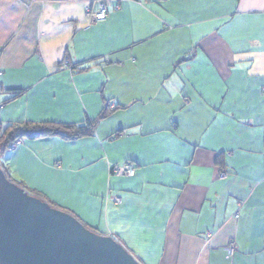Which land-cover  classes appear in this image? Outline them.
Returning a JSON list of instances; mask_svg holds the SVG:
<instances>
[{"label": "crops", "instance_id": "0c3cea01", "mask_svg": "<svg viewBox=\"0 0 264 264\" xmlns=\"http://www.w3.org/2000/svg\"><path fill=\"white\" fill-rule=\"evenodd\" d=\"M97 8L0 0L2 128L96 123L25 140L10 176L142 264H264V0H122L93 23Z\"/></svg>", "mask_w": 264, "mask_h": 264}, {"label": "water", "instance_id": "95a60500", "mask_svg": "<svg viewBox=\"0 0 264 264\" xmlns=\"http://www.w3.org/2000/svg\"><path fill=\"white\" fill-rule=\"evenodd\" d=\"M0 264L142 263L112 236L26 192L0 166Z\"/></svg>", "mask_w": 264, "mask_h": 264}, {"label": "trees", "instance_id": "16d2710c", "mask_svg": "<svg viewBox=\"0 0 264 264\" xmlns=\"http://www.w3.org/2000/svg\"><path fill=\"white\" fill-rule=\"evenodd\" d=\"M108 107L109 104H107L105 109L103 110L101 118H105L109 115ZM95 127V122H87L83 125L56 123H26L19 125H11L4 129L2 128L3 131L0 137V166L10 181L18 184L20 187L28 191V189L22 183L16 182L14 181V179H12V177L10 176V171L7 162H2L3 155L7 154L8 152H11L10 148L12 144H15L17 142L23 143L25 140H40L51 137H59L67 142L76 141L82 138L94 136ZM29 193L48 202L52 207L60 209L53 202L48 201L47 197H45L41 193L35 190H29Z\"/></svg>", "mask_w": 264, "mask_h": 264}, {"label": "built area", "instance_id": "2783aa9c", "mask_svg": "<svg viewBox=\"0 0 264 264\" xmlns=\"http://www.w3.org/2000/svg\"><path fill=\"white\" fill-rule=\"evenodd\" d=\"M122 0H98V8L97 10L94 9H89L87 11V16L89 17V19L93 22V23H103L105 21H107L108 17H109V6H113L115 9H119V4ZM132 1H136V2H143L145 0H132ZM1 72H0V78H1ZM3 88H2V84L0 81V93L2 92ZM1 105H0V111H1ZM2 126L0 123V137L2 135ZM126 132L123 131L121 133H117L115 135H113L112 139H116L118 136H123L125 135ZM21 143L17 142L15 144L11 145L10 151H13L18 145H20ZM112 171L116 176L119 177H135L136 173H137V168L135 166V164H133L132 162H124L122 164H114L112 166ZM222 179H226L227 175L226 174H222L221 175ZM120 200L118 197L114 198V203H119ZM114 238L115 241L120 242L119 239L115 236H112ZM228 252L230 254H234L235 252V243H231L228 247Z\"/></svg>", "mask_w": 264, "mask_h": 264}, {"label": "rangeland", "instance_id": "374dc122", "mask_svg": "<svg viewBox=\"0 0 264 264\" xmlns=\"http://www.w3.org/2000/svg\"><path fill=\"white\" fill-rule=\"evenodd\" d=\"M7 162L8 161V158H7V155L5 154V155H3V159H2V162ZM26 191V190H25ZM26 192H28L29 193V191H26ZM30 194V193H29Z\"/></svg>", "mask_w": 264, "mask_h": 264}]
</instances>
